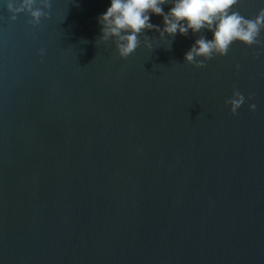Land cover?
<instances>
[{
    "label": "water",
    "instance_id": "95a60500",
    "mask_svg": "<svg viewBox=\"0 0 264 264\" xmlns=\"http://www.w3.org/2000/svg\"><path fill=\"white\" fill-rule=\"evenodd\" d=\"M108 7L51 0L33 28L0 0V264H264V47L197 69L210 32L153 30L121 60L98 38Z\"/></svg>",
    "mask_w": 264,
    "mask_h": 264
},
{
    "label": "clouds",
    "instance_id": "9594fccd",
    "mask_svg": "<svg viewBox=\"0 0 264 264\" xmlns=\"http://www.w3.org/2000/svg\"><path fill=\"white\" fill-rule=\"evenodd\" d=\"M239 3L240 0H110V7L97 19L101 30L98 38L104 43L112 41L118 58L127 60L142 44L152 48L149 37L140 39L145 31L158 32L162 41L168 38L170 47L177 34L186 37L189 31L193 35L207 31L212 39L201 34L184 57V63L202 69L207 61L226 56L236 42L248 48L264 47V8L254 18H246L236 10ZM5 4L13 22L24 14L34 28L49 18L51 0H5ZM164 5H170L167 13ZM152 15L162 17L163 28L150 22ZM40 55H44L43 49ZM245 103V96L234 89L225 106L236 115ZM255 110L256 105L249 104V111Z\"/></svg>",
    "mask_w": 264,
    "mask_h": 264
}]
</instances>
